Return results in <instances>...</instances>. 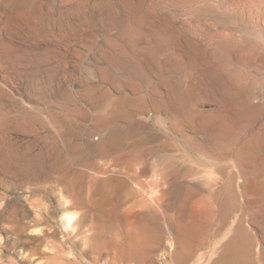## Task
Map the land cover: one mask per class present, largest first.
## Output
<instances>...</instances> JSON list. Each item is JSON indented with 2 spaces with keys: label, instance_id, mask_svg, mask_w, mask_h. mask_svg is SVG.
<instances>
[{
  "label": "rangeland",
  "instance_id": "374dc122",
  "mask_svg": "<svg viewBox=\"0 0 264 264\" xmlns=\"http://www.w3.org/2000/svg\"><path fill=\"white\" fill-rule=\"evenodd\" d=\"M4 2L0 264H49L53 254L55 264L115 262L112 243L127 234L115 219L140 210V196L157 195L149 190L156 182L158 209L146 210L158 223L149 253L139 263L119 264L169 261L159 218L164 213L174 223L191 190L193 199L214 205L209 222L191 238V255L184 251L182 259L165 263L213 264L242 227L251 242L249 261L264 264V198L244 188L257 187L254 176L264 172V162L258 171L251 154L262 152L264 161V0ZM102 138L107 143L100 151ZM72 177L86 207L70 205L82 211L66 229L59 197ZM91 178L96 196L113 201L115 219L94 214L84 190ZM226 189L232 199L222 204ZM182 219L170 230H180ZM37 225L42 230L32 239ZM85 235L101 243L83 245Z\"/></svg>",
  "mask_w": 264,
  "mask_h": 264
},
{
  "label": "bare ground",
  "instance_id": "6f19581e",
  "mask_svg": "<svg viewBox=\"0 0 264 264\" xmlns=\"http://www.w3.org/2000/svg\"><path fill=\"white\" fill-rule=\"evenodd\" d=\"M5 0H2L1 2H0V4H2V5H4V2ZM3 11H1L0 13H2ZM2 17H3V15H1ZM3 21V20H2ZM112 102V101H111ZM112 106V104L110 105V107ZM109 107V108H110ZM108 108V109H109ZM111 109V112L112 113H114L115 112V110H116V106H113L112 108H110ZM110 112V113H111ZM119 113V112H118ZM122 113V112H121ZM124 113V112H123ZM102 117V116H101ZM119 117V116H118ZM102 120V119H101ZM100 122H102V121H100ZM112 129V128H111ZM108 137H109V134L107 135ZM114 135L112 134V137H113ZM103 138H105V137H103ZM100 139V141H98V143L96 144V148L98 149V150H100V151H102V149H103V146H105L106 145V140H107V137H106V140L105 139ZM114 138V137H113ZM117 138V137H116ZM116 138H114V139H116ZM110 139H112L111 137L109 138V140ZM113 140V139H112ZM113 142H115V140L114 141H112V144H113ZM117 142V141H116ZM117 144V143H116ZM250 145V144H249ZM245 147V146H244ZM95 148V147H94ZM100 148H102V149H100ZM253 149V148H252ZM256 149V148H255ZM259 149V148H258ZM263 150V149H262ZM107 151V150H106ZM240 152V151H239ZM238 152V153H239ZM10 153V152H9ZM260 153H262V152H256V153H251V154H253V156H252V158H253V161H255L254 163H256V165L255 166H257V168H258V171L260 170V171H262L261 169L263 168V157L261 156L262 154H260ZM12 154V153H11ZM126 155V154H125ZM128 155H130V154H128ZM127 155V156H128ZM133 155V154H132ZM140 155V154H139ZM264 155V154H263ZM134 156H135V154H134ZM239 156H241V155H239ZM131 157H133V156H131ZM135 157H137V156H135ZM5 158V157H4ZM17 158V157H16ZM0 159H3V158H0ZM6 159V158H5ZM4 159V160H5ZM129 159V158H128ZM136 159V158H135ZM240 159V158H239ZM238 159V160H239ZM137 160H139V157L135 160V161H137ZM134 161V162H135ZM140 161V160H139ZM4 162V161H3ZM243 162V161H242ZM5 163H6V161H5ZM8 163V162H7ZM31 163V162H30ZM37 163H39V162H37ZM132 163H133V161H132ZM131 163V165L130 166H132V165H134V163L132 164ZM137 163V162H136ZM135 163V164H136ZM31 165H32V163H31ZM128 165V164H127ZM36 166V165H35ZM27 168V167H26ZM240 168V167H239ZM28 171V170H27ZM264 171V170H263ZM246 172V171H245ZM249 172V171H248ZM230 173V172H229ZM247 173V172H246ZM252 173V172H251ZM250 173V174H251ZM255 173V172H254ZM264 173V172H263ZM263 173H261V172H259L258 174H256L255 176H254V178L257 180V184H256V186L257 187H255V185L252 187V186H250V184L249 183H247L246 184V186L244 187V188H246V190L248 191V192H250V191H252V193H254L255 195H256V197H254V198H264V174ZM74 174L76 175V173H73V177H75L74 176ZM82 174V173H81ZM81 174H80V176H79V172H78V174H77V179H79V180H81ZM249 174V173H248ZM65 175V174H64ZM66 176V175H65ZM213 176V175H212ZM220 176V175H219ZM263 176V177H262ZM63 177V176H62ZM62 177H60V178H62ZM73 177H72V179L68 182L67 181V179H66V184H64L65 182H63V184H61L62 186H63V188H62V191H63V193L64 194H61V196L59 197V203H60V208H61V211H62V215H61V220H62V223H63V226L67 229H69V228H71V229H73L74 227H75V225H76V220H77V217H79V214H80V212L82 211H78V209H75L74 207L73 208H71V204H75V206L76 207H78L79 209H83L84 207H86L85 205H86V199L83 197L84 195H83V193H82V191H81V189H80V187H79V185H78V183H75V181L74 182H71L72 180H73ZM71 178V177H70ZM70 178H68V179H70ZM230 178V177H229ZM249 178V177H248ZM77 179H76V181H77ZM92 179V178H91ZM109 179H110V177H109ZM111 179H112V177H111ZM212 179V178H211ZM226 179V178H225ZM231 179V178H230ZM250 179V178H249ZM254 179V181H256ZM78 180V181H79ZM93 180V179H92ZM104 180H107L106 182L108 183L109 181H108V179H104ZM155 180H157V179H155ZM226 180H228V179H226ZM232 180V179H231ZM246 180H248V179H246ZM252 180H253V178H252ZM61 181V180H60ZM64 181V180H63ZM77 181V182H78ZM158 181V180H157ZM160 181V180H159ZM218 181L219 180H217V178H213L212 179V181H211V183H212V185L214 184H217L218 183ZM250 181H251V179H250ZM249 181V182H250ZM68 182V183H67ZM89 183H90V180L88 181ZM87 182V186H88V183ZM112 182V181H111ZM141 182V181H140ZM62 183V182H61ZM95 184V181L93 180L92 181V183H90L89 184V186L87 187V188H85L84 190H86L87 191V194H88V198L89 199H87V201L88 202H90V203H92L93 205H92V207L95 209V210H93V211H95L94 212V214L96 213V211H97V215H99V218H108L109 220H111V219H113L114 217L116 218V217H118V213H117V210H116V213H115V205L114 204H112L111 202H113V201H111V200H109V199H105V198H101V197H99V196H96V194H95V188H98V187H95L96 185H94ZM160 183H158L157 184V182H156V185H158L159 186V188H160V185H159ZM249 184V185H248ZM253 184H254V182H253ZM81 185V184H80ZM100 185V184H99ZM105 186H106V183L104 184ZM155 185V184H154ZM208 183H207V187H208ZM109 186H110V183H109ZM127 186V185H126ZM128 186H130V184L128 185ZM139 186V185H138ZM142 186V185H141ZM158 186H154V188H152V189H150L149 188V190L152 192V194L154 193L153 191H155L156 192V194L157 195H153V196H156V198L159 196V194H160V190H161V188H160V190L158 191V193H157V191H156V189H159L158 188ZM211 186V185H210ZM86 187V186H85ZM150 187V186H149ZM155 187H157L156 189H155ZM237 187V186H236ZM126 188V187H125ZM130 188V187H129ZM136 188V187H135ZM141 188V187H140ZM144 188V187H143ZM187 188V187H186ZM116 189V188H115ZM114 189V190H115ZM131 189H132V187H131ZM138 189V188H137ZM144 189H146V188H144ZM143 189V190H144ZM210 189H211V187H210ZM117 190V189H116ZM133 190H134V187H133ZM136 190V189H135ZM142 190V189H141ZM146 191H148V190H146ZM162 191H164V190H162ZM192 191V190H191ZM190 191V193L188 192V191H185L186 193L185 194H187L186 195V197H185V199H183L182 201H181V204H180V208H179V210H178V212H177V216H175V217H177V220L178 219H180V218H183L182 220H184V222L182 223V224H179L180 226L179 227H177V228H180V230H177V231H171L170 229H171V226L173 227L174 225V223H176L177 222V220L174 218L173 219V217H172V219L173 220H175V222L173 223V221H171V219L168 217V216H166L164 213L160 216L161 218H159V219H161L160 220V225H162V227L164 228V229H166L167 230V232H166V230H165V232L167 233L166 234V236H167V239H168V242H167V244L169 245V250H168V252L166 253L167 254V259H169V263H170V261L171 260H176L177 258H181V256L183 255V252L184 251H186V249L188 248V247H190V245L192 244H190V240H191V238H193V236H194V234H196V230H200V227L199 226H201V227H203L202 226V224H206L205 223V221L206 222H209L208 220L209 219H207L208 218V216L210 215V212L212 211L211 210V208L214 206H211L210 207V203H209V201H208V203H207V201H205V200H203V198H198V197H200V196H198V197H196V198H192L190 195H191V192ZM113 192H116V191H112V194H113ZM133 192V191H132ZM219 192V191H218ZM248 192H247V194H248ZM138 193V192H137ZM163 193V192H162ZM244 193V192H243ZM86 194V193H85ZM87 194H86V196H87ZM115 195L117 194V192L116 193H114ZM131 194H133V193H131ZM130 194V195H131ZM141 194V193H140ZM145 194V193H144ZM244 194H246V192L244 193ZM249 194H251V192L249 193ZM143 195V194H142ZM172 195V194H171ZM251 195H253V194H251ZM151 194L150 195H148V193L147 194H145V195H143L142 197L140 196V202H142L141 203V208H140V210H135V209H133V208H130V210H128L126 213L124 212L123 214H122V216H119L118 217V219H115L116 221H117V223H118V225L120 226V225H122L123 226V228L124 229H126V235H124V237H123V239L120 241V243L119 244H117L118 242H116V243H112V249H113V252L112 253H114L115 255V257H116V261L114 262V261H112V263H110V262H108V263H110V264H119L121 261H122V259H126V260H130L131 261V259H135L136 261H137V259L138 258H141V259H144L145 257V254H146V252H148L147 251V246L148 245H150L149 243L153 240V238L155 237V234L157 233V229H158V223H156V220L155 219H153L152 217H148L147 216V213H146V210L147 209H150L151 207H153V205H154V203H157V200L155 199V197H153ZM190 196V197H189ZM250 196V195H249ZM248 196V197H249ZM97 197V198H96ZM110 197V196H109ZM108 197V198H109ZM173 197H174V195H173ZM203 197V196H202ZM132 198V197H131ZM141 198H142V200H141ZM244 198H246V197H244ZM160 199V198H159ZM186 199H188V201H187V204H186ZM232 199V195H231V193H230V191H228V189H226V190H224L222 193H221V203L222 204H224V203H228L230 200ZM246 199H249V198H246ZM135 200V199H134ZM133 200V201H134ZM264 200V199H263ZM132 201V202H133ZM160 201V200H159ZM240 201H242V200H240ZM137 203H139V202H137ZM73 204V205H74ZM88 205H89V203H87ZM131 204V203H130ZM158 204V203H157ZM186 204V205H185ZM234 204V203H233ZM256 204V203H255ZM137 205V204H136ZM135 205V206H136ZM140 205V204H139ZM212 205V204H211ZM228 205V204H227ZM258 205H259V203H258ZM90 206V205H89ZM88 206V207H89ZM110 206V207H109ZM134 205H130L129 207H133ZM158 206H160V205H158ZM261 206V205H260ZM91 207V206H90ZM225 207V206H224ZM134 208H136V207H134ZM154 208H155V205H154ZM157 208V207H156ZM156 208H155V210H156ZM257 208V207H256ZM85 209V208H84ZM129 209V208H128ZM132 209V210H131ZM152 209V208H151ZM158 209V208H157ZM176 209V208H175ZM216 209V208H215ZM254 209H255V207H254ZM87 210V209H86ZM124 210H125V208H124ZM134 210V211H133ZM160 210V209H159ZM92 211V212H93ZM91 212V213H92ZM152 212V211H151ZM161 212V211H160ZM122 213V212H121ZM174 213H175V210H174ZM212 214V213H211ZM92 215V214H91ZM213 215V214H212ZM211 216V215H210ZM97 218H98V216H97ZM105 218H104V220L103 221H105ZM107 218H106V220H107ZM94 219V218H93ZM159 219L157 220V222L159 221ZM210 219H211V217H210ZM79 220V219H78ZM77 220V221H78ZM98 220V219H97ZM100 220V219H99ZM119 220V221H118ZM102 221V222H103ZM211 221V220H210ZM95 222H96V220H95ZM109 222V221H108ZM113 222H115V221H113ZM116 223V224H117ZM120 223V224H119ZM98 224V223H97ZM101 224V223H100ZM178 224V223H177ZM176 224V225H177ZM110 225V224H109ZM176 225H175V227H176ZM99 226V225H98ZM106 226H108V225H106ZM122 226H120V228L122 227ZM105 227V226H104ZM110 227V226H109ZM108 227V228H109ZM92 228V227H91ZM117 228V227H116ZM122 228V229H123ZM197 228H199V229H197ZM87 229H89V228H87ZM107 229V228H106ZM114 230H115V228H113ZM31 232H34V233H36L35 234V237H32V236H30V237H32V239L33 238H36V237H38V235H37V233H39L42 229H41V227L39 228L38 227V225L35 227V228H31ZM109 230V229H108ZM110 230H111V227H110ZM109 230V231H110ZM117 230V229H116ZM170 232H169V231ZM107 231V230H106ZM125 231V230H124ZM164 231V230H163ZM111 232V231H110ZM113 232V231H112ZM114 232H116V231H114ZM160 232V230L158 231V233ZM195 232V233H194ZM233 232V231H232ZM87 233H88V231H87ZM201 233V232H200ZM109 234V233H108ZM111 234V233H110ZM113 234V233H112ZM37 235V236H36ZM199 235V234H198ZM92 236V237H91ZM91 236H84L83 237V240H82V243L81 244H83V245H85L87 242L89 243V241H93V242H95V243H97V242H99V240L97 239H91V238H93L94 237V235H91ZM109 236V235H108ZM107 236V237H108ZM116 236V235H115ZM120 236H122V235H120ZM100 237V236H99ZM117 237V236H116ZM158 237H159V235L157 236V239H158ZM43 238V237H42ZM110 238H112V235H111V237ZM117 238H119V236L117 237ZM198 238V237H197ZM91 239V240H90ZM100 239V238H99ZM114 239V238H113ZM163 239H164V237H163ZM166 239V240H167ZM196 238H194V240H195ZM111 240V239H110ZM109 240V241H110ZM119 240V239H118ZM117 240V241H118ZM165 240V241H166ZM227 240V239H226ZM115 241H116V239H115ZM114 241V242H115ZM111 242V241H110ZM101 242H99V244H100ZM104 243V242H103ZM159 243H160V241H159ZM152 244V243H151ZM251 245V242H250V240L248 239V237L246 236V232H245V230H244V228H242V227H238L237 228V231H235V233H234V235L232 236V237H230L226 242H224L223 243V245H222V248L221 249H218V251H219V254H218V257H217V259L216 260H214V262H213V264H251V262L249 261V257H250V246ZM108 246V245H107ZM220 246V245H219ZM253 246V245H252ZM98 247V246H97ZM155 247V246H154ZM218 247V246H217ZM221 247V246H220ZM108 248V247H107ZM148 248H149V246H148ZM156 248V247H155ZM154 248V249H155ZM192 247H190V249H191ZM109 249V248H108ZM189 250V249H188ZM191 251V250H190ZM46 252V251H45ZM59 252V251H58ZM57 252V253H58ZM48 253V252H47ZM64 253V252H63ZM149 253V252H148ZM151 253V252H150ZM194 253V252H193ZM192 253V254H193ZM164 254H165V252H164ZM185 254V253H184ZM186 254H188V255H191V252H190V254L189 253H187V251H186ZM57 254H53L52 256H51V258L50 259H48V260H50V261H46L47 263H49V264H55V263H57V260L56 259H58V256H56ZM68 255V254H67ZM149 255V254H148ZM163 255V254H162ZM252 255H253V253H252ZM143 257V258H142ZM190 257V256H189ZM114 258V257H113ZM183 258V257H182ZM181 258V259H182ZM213 258V257H212ZM186 259V258H185ZM188 259V258H187ZM178 260V259H177ZM251 260V259H250ZM52 261V262H51ZM61 262L60 263H62V260H60ZM125 261V260H124ZM160 261H161V258L159 259V263H160ZM166 261V259H163L162 260V262L163 263H161V264H164L165 262H167ZM182 261H184V259L182 260ZM59 262V261H58ZM126 262V261H125ZM138 262V261H137ZM141 262H143V261H141ZM167 262V263H168ZM171 262H173V261H171ZM179 262V261H178ZM202 262V261H201ZM128 263H130V262H128ZM139 263V262H138ZM149 262H147V264H148ZM174 263V262H173ZM183 262H181V264H182ZM46 264V263H45ZM122 264V263H121ZM131 264V263H130ZM166 264V263H165ZM203 264V263H202Z\"/></svg>",
  "mask_w": 264,
  "mask_h": 264
}]
</instances>
